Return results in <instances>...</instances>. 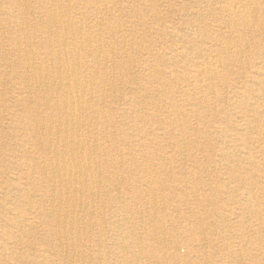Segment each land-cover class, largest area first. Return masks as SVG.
<instances>
[{
  "label": "rangeland",
  "instance_id": "obj_1",
  "mask_svg": "<svg viewBox=\"0 0 264 264\" xmlns=\"http://www.w3.org/2000/svg\"><path fill=\"white\" fill-rule=\"evenodd\" d=\"M22 2V0H0V144L2 146L0 147V164L2 165H0V199L4 197L7 198L9 195L7 194L5 196L4 192H6V190L3 187L8 185V181L11 182V180L15 179V176L21 178L20 182L18 183L23 187H30V184H32L31 180L26 179L27 176L25 170L23 172L22 167L20 168L18 165L11 163L10 161H12V159L10 156H7L11 155L12 157H15V154H18L19 150L23 149L21 147L22 142L28 138V136L25 134V130L23 129V119L14 121L13 115L11 113H14L20 117L21 114L23 115V110L26 107V103L28 104L30 102L31 104H34V102L31 101L27 102L18 100V102H16V97L18 96L19 92V89L16 87V83L18 82L17 74L23 73V70L20 66L19 60H17L18 57L13 54V49L15 48L16 40L20 36H24L27 32L30 35L35 34V36H39L41 38L44 36L42 32L40 33L39 31L41 28L39 26L42 22V19L38 18L39 14H35V12H40V14L43 15V12L46 11L47 8L49 9L51 4L54 3L53 0H29L27 3L28 11H23L19 6V4ZM25 3L26 1L24 4ZM225 3L230 5V7H227ZM77 4H80V6L83 8V11L85 12L86 16L83 17L84 26L88 32L94 33V29L97 28L98 23H100V21L102 23V25L99 26V28L102 30V36L99 40H94L90 46L86 47L85 51L79 50L80 58L85 55V57L88 58V62L93 60V57L89 56V47L101 46L103 52L106 50L105 52L107 53L104 52V55L100 60L104 62L107 59L105 55L110 54L111 57L115 58L114 62L116 61L112 68L111 65L107 69L106 75L108 80L101 76L99 81L96 83V86L90 84L91 88H96L97 92L100 91L105 96L102 101H96V108L102 109V112H105L108 116H110V118L113 117V119L116 121L115 126L128 130L131 129L129 127L133 126L135 121L143 117L147 120L150 119L149 123H153L156 119L168 118L170 114L168 111H166L167 109L163 108L160 114L158 111L148 110L147 107L148 104L158 101H160L162 107H164L165 103L163 100L166 96H168V93L170 94L169 90H172V94H175L176 96L180 95L184 98H188V95H191L192 99L196 101L198 100L197 102H200V105L190 108L189 106L186 107L185 105L181 106L180 103L176 104L178 106L179 112L181 114H183V112H188V115L191 119L192 129L190 127L187 128L189 131L187 135L191 136L188 138L187 143H194L196 145L193 146L191 144L185 148V154L187 158L188 156L190 157V160L193 161L195 159L198 162L197 165H194L192 161L187 159L186 161L180 160L176 163L163 162V164L158 165L155 164L157 161L153 158L152 160L151 158H146V162L144 164L148 166L153 165L154 168L158 170V174L155 179L157 184L155 187V192L151 193L147 187L141 185L139 177L136 176L137 173H135L136 175L133 174L131 182H133L134 185L138 186L139 188L135 189L133 193L130 194H120V196H124L121 201L123 204L120 201H113L106 204V202L109 201L108 196H103L102 198L99 196L96 198V213L93 214V219L91 221L94 222L93 225L96 229V235L101 232V238L99 240L96 239V246L102 243L107 247H102L107 251V256L104 258L102 264H156V253L161 256L166 255L168 257V264H220L218 262L220 260L224 261V264H261L264 262V241H260L258 234L251 237L253 240L250 238V243H247L246 241L244 242L243 240L241 241L237 237L238 232H240L242 229V227H239L240 223L246 222L247 224L248 219H251V222L257 224V217L253 216L247 219L244 213L243 215L237 214L235 216L225 215L226 208H230V206L235 208L244 206L245 204L242 201H238L236 196L237 191L235 188H237L239 183H237L238 181L231 177L232 173L230 168L233 167L234 170L240 169L242 174L239 175L238 173L239 177L247 180L250 177L248 174L246 175V172L248 171V163L246 160L240 159V161L232 162L231 164L224 163L221 165L222 167L215 166V162H213L210 157L213 154L210 143H213V141H216V139H214L215 136L206 131V124L214 123H223V126L226 128L229 127L228 130H231L230 128L235 129L239 123L238 116L246 114L241 109L232 108V104L234 102L231 100L232 98L229 100L225 98L227 96V91H230L231 88L237 87L240 89H245L247 87V96L250 105L255 109L257 108V110L264 108V93L261 91L262 87L260 86V83H258L256 80L258 74L264 72V31L257 27L258 24H261L264 21L262 18L264 15V0H72L70 5L72 7H76ZM104 4L107 8L104 6ZM7 7H10V10L18 12V18L11 20L4 19L5 16L3 17L1 14L3 11L7 10L5 9ZM105 8L106 11L104 12ZM230 8L233 10L232 18L234 26L232 25V28H227L226 20H228L227 16H229ZM102 11L104 14L100 15L99 13H102ZM24 13L29 14L25 15ZM75 13L76 11L71 14V19L77 18V14ZM245 13L249 15L248 19L250 21L248 24H246L243 20L245 19L243 17ZM255 13L257 14L255 15ZM25 16H28L29 22L30 19H33V21H31V26L28 31H20L18 26H20V23H22ZM118 25L122 26L123 31L114 34L112 32V28H117ZM189 27L192 29L191 35H189L187 32ZM224 28L227 29L225 30ZM157 29L160 30L157 31ZM172 30L173 33L171 32ZM120 34L122 35L118 36ZM172 35H174V37ZM240 39L241 42L246 41V43L238 50V48L235 47V43L238 40L240 41ZM109 46L112 49L109 48ZM37 48H39L40 53H43L41 45H37ZM176 50H184L186 52V58L182 59L178 54H176ZM171 52L174 54H171ZM118 56L120 58H118ZM175 56H177V58H175ZM71 58H73V56ZM146 63L156 65L160 69H164L166 66H173L176 67L175 70L177 73L173 78H168L167 80L165 78L162 79L161 77V79L159 78L160 80L156 79L157 81H152L151 77L156 71L155 69L152 68L147 72L141 71V73L135 67L138 65L145 66ZM202 63L210 64L209 68L208 65H206V68H208L207 75V70L200 67V64ZM188 69H195L197 71L199 70L200 78L210 75V78L212 79L214 76L217 77V74H222L223 76L227 75L230 83L223 84V81H216L214 84L215 89H211L210 91L208 90V86H210L211 82L208 78H205V81L200 88L202 90L191 88L192 91L190 94L186 92H180L178 89L180 87L179 80L186 76ZM141 78H143V80ZM126 94L128 97L133 99L135 97L141 98L142 96L146 95V100L141 101L135 112L129 110L128 113H126L128 115L125 118L118 117V115L115 113L111 114L107 106L111 102L122 103ZM28 95L29 91L25 90V94L21 97L22 99H30L31 97ZM257 95L260 96V99H256ZM199 98H201L202 102ZM54 100H59L57 95L54 96ZM234 100L235 102L239 101V99ZM257 100L260 108L255 104ZM198 109L204 112L205 118L204 121L202 120L199 124H195V121H192V111H198ZM249 114L252 115L253 113L250 112ZM49 115L50 114H46V116ZM183 119L186 121L188 117H183ZM257 123H262L264 125V120L259 119L257 120ZM92 125L93 129L91 130V133L94 137H96V142L98 144L100 143L99 146H101V148L107 146L108 154H110L109 148L111 145L116 147L119 145L118 137L107 139L103 133H100L102 130L101 124L93 122ZM205 131L207 132L208 136H199L197 134L198 132ZM173 137V135L165 137L161 140V144L163 145V151H167L172 156H177L176 161H178L180 157L178 156L177 152H179L178 150L180 148L174 145ZM147 138L150 139V137ZM109 139L110 142L108 143L107 140L109 141ZM221 145L222 141L220 143V146ZM247 145L253 151H259V149L254 150L253 148H255V146L249 141ZM5 147L6 149H4ZM261 147L264 148V146ZM27 148L29 152L32 151L31 144H28ZM262 151L264 152V150ZM97 156L98 157L96 160L99 164L98 168H101L104 177L109 176L111 172L105 165V160L107 159L106 154L101 153ZM183 162L186 163V165ZM229 165L231 167H229ZM256 170L262 171L264 174V161L263 164L258 163L256 165ZM169 174L171 178L169 177ZM128 176V173L120 176L122 179L121 183H123V189L128 187L129 183L126 181ZM30 177L32 178L34 175H31ZM124 177L126 178L125 180ZM13 182L17 181L13 180ZM176 187L178 189L174 190ZM180 187L184 188L181 189ZM227 189L230 191L229 194H226ZM257 196L259 200L256 202V207L258 210L263 209L264 180H262V183L259 185ZM153 197L155 198L153 199ZM9 198L10 199L7 198L6 202H4L2 199L1 201L3 203H0V230L2 228H6L7 230L15 233L16 230L13 228H8L5 218L2 216V213H4L3 206L6 205L7 208L12 207V203H14L16 195L11 193ZM33 199L36 203L35 206L37 209L41 208V206H43V209L47 208L48 203L44 204L41 198L37 197ZM148 199L150 204L147 205ZM154 202L156 204L155 207L152 206V203ZM82 207L84 206H80L79 209L81 210ZM120 208L124 209V211H119L118 209ZM223 215L227 217L224 220L221 219ZM41 218L42 217H39L37 219V223L32 229V234H27L25 240L19 241L15 245H11L9 252L0 254V264H40L41 257L39 250H47V255L54 254V239H56V236L52 230H49L51 229V224H44V221L42 222ZM201 221L208 229V236H206L207 240L205 239V241L203 239L205 236L202 234L201 230H199ZM84 224H86L85 221L83 222V225ZM115 229L130 235V239L126 240L125 242L117 241L114 233ZM25 232L29 233L30 231L26 228ZM222 234L224 238H222L223 236L220 237ZM137 235L148 239L147 244L142 246L143 256H136L134 253L132 254L131 251H126L127 254L122 257V259L119 257V259H116V254H114V252L120 253L121 256V252L125 247L124 244L129 245L130 243V245H132L134 242L132 239H134ZM184 239L188 240L189 243L193 245L192 253H189L186 248H181L178 251L179 259H170L171 255L177 252L176 248H172L173 242L179 240L185 241ZM214 242L217 245L220 244L221 246H223L225 242L230 246L240 247L243 252L242 261L237 262L231 260V257L226 254L227 250L225 247H221L220 250L211 247L210 243ZM111 243L113 244L112 251L110 250ZM76 245L79 244L77 243ZM101 246L102 245H100V248ZM69 252H66L67 254L63 253V257L60 256V259L57 258L56 264H89L84 255L77 257ZM259 253L262 254V256ZM204 254L207 255L205 256ZM83 257L86 260L83 259ZM139 257L142 258L140 259ZM96 264L100 263H98L96 260Z\"/></svg>",
  "mask_w": 264,
  "mask_h": 264
},
{
  "label": "bare ground",
  "instance_id": "obj_2",
  "mask_svg": "<svg viewBox=\"0 0 264 264\" xmlns=\"http://www.w3.org/2000/svg\"><path fill=\"white\" fill-rule=\"evenodd\" d=\"M22 1H23L21 3L22 5L19 4L20 9H22L23 11H28L27 3L29 2V0H22ZM25 1L26 3L24 4ZM71 1L72 0H53L54 3L51 4L52 7L50 6L49 9L47 8L46 11L43 12V15L40 14V12H35V14H39V17L38 16L37 17L42 19V22L40 23L39 26L41 28L39 31L40 33L42 32V34L44 35L43 37L45 38L35 36L34 33H33L34 35H30L27 32L24 36H20L16 40L15 48L13 49V54L18 57L17 60H19L20 66L23 70V73L17 74L18 82L16 83V87L19 89V92H18V96L16 97L17 99L16 102H18V100L27 101V102L31 101L34 102V104H31L30 102H29L30 104L26 103V107L23 110V115L21 114L20 117H18L14 113H11L13 115L14 121L23 119L24 122L23 129L25 130V134L26 136H28V138L22 142L21 147L23 149L19 150V153L18 154L16 153L15 157H12L11 155H7V156H10V158L12 159L13 162L10 161L11 163H13L14 165H18L20 168L22 167L23 172L25 170L27 176L26 179L31 180L32 184H30V187L27 186L23 187L18 183L20 182L21 178L15 176L14 177L15 179L13 180H16L17 182H13V180H11V182L8 181L7 182L8 185L3 187L6 190V192H4L5 196L9 194L7 196L8 199H10L9 196L11 193L16 195L14 203H12V207L7 208L4 203L5 205L3 206L4 213H2L3 214L2 216L3 218H5L8 228H13L16 231L15 233H13L12 231L7 230L6 228H2L0 230V254H5L9 252L11 245H15L19 241L25 240L27 234H32L33 233L32 229L37 223V219L39 217H42L41 219L42 222L44 221V224L46 223L51 224L50 225L51 229L49 230H52L54 232L56 239H54L55 252L53 255H47L46 254V252H48L47 250H43V249L39 250L41 257L40 264H56V259L57 258L60 259L61 258L60 256L63 257V253L69 251L71 252V254L77 257L84 255L88 260L89 264H96V260L98 261V263L102 264L104 258L107 256V251L104 250L102 247L104 248L107 247L102 243L96 246V241L101 238V232H99L98 235H96V229L94 228L93 225L94 222L91 221L93 219V214L96 213V198L99 196H101L100 198H102L103 196H108L109 201L106 202V204L111 203L113 201L121 202L124 196H120V194L122 195L130 194L133 193L135 189L139 188L138 186L134 185L133 182H131V178L135 173H137V175L136 174L135 175L139 177V181L141 182V185L147 187V189L151 193L155 192L156 190L155 187L157 185L155 179L157 177L158 170L154 168L153 165L152 166L145 165L144 163L146 162V158H151V160L153 158L154 160L157 161L155 164L158 165L163 164V162L176 163L179 162L180 160L186 161V159L192 161L189 159L190 157L188 156L187 158L185 154V148H187L189 145L192 144V143L191 144L187 143L188 138L191 136V135L189 136L187 135L189 133L187 128L190 127L192 129L191 119L188 115V112H183V114H181L176 104L180 103L181 106L185 105L186 107L189 106V108L195 107L196 105H200V102H197L198 100L196 101L192 99L191 95H188V98H184L183 96L180 95L176 96L175 94H172V90H169L170 94L168 93L167 94L168 96H166L163 100V102L165 103L164 107H162L160 101L150 103L148 104L147 107L148 110L158 111L160 114L163 108L167 109L166 111H168V113L170 114L168 118L165 117L166 119H156L153 123H149L150 119L147 120L146 118L143 117L135 121L133 123V126L129 127L132 130L131 129L125 130L121 127L115 126L116 121L115 119H113V117L110 118V116H108L105 112H102V109L96 108V104H97L96 101L99 100L102 101V99H104L105 96L100 91L97 92L96 88H91L90 86V84L96 86V83L99 81L101 76H103L104 79L108 80L106 72L111 65H112L111 68L115 65L116 62V61L114 62L115 58L111 57L110 54H107L105 55L107 59L104 62H102L100 59L103 57L104 52L106 50L103 52L101 46L99 47L98 45H97L98 47L96 46L89 47L90 49L89 56H92L93 60L88 62V58H86L85 55H83V57L80 58L79 50L85 51L86 47L90 46V44L93 43L94 40L95 41H97L96 39L99 40L100 37L102 36V30L99 28V26L102 25V23L101 21L100 23H98L97 28L94 29V33L88 32L84 26L83 17H85L86 15L85 12L83 11V8L80 6V4H77L76 7L75 6L72 7L70 5ZM226 3L225 5L227 7H230V5H227ZM10 7L5 8L7 10L3 11L1 15L3 17L5 16L4 19L11 20L14 18H18L19 16L18 12L10 10L9 9ZM106 8L104 12L106 11ZM75 11H76L75 14H77V18L71 19V14ZM229 11H230L229 16H227L226 14L228 18V20H226L227 21L226 25L227 28H232L233 10L230 8ZM24 14L27 15L29 13H24ZM99 14L102 15L104 13L102 11V13L100 12ZM256 14L257 13H255V15ZM243 17L245 18L243 19L244 22L248 24L250 21L248 19L249 15L245 13ZM262 18L264 19V15L262 16ZM31 21H33V19H30L29 22L28 16H25L22 23H20V26H18L19 30L28 31V29L31 26ZM257 27H259L261 30L264 31V21L261 24H258ZM159 30L160 29H157V31ZM122 31L123 28L122 26L119 25L117 28L116 27L112 28V32L114 34L120 33ZM171 32L173 33V30ZM187 32L189 33V35H191L192 29L189 27L187 29ZM121 35L122 34L118 36ZM172 36L174 37V35ZM245 43L246 41L241 42L240 39V41L238 40L235 43V47H237L239 50L245 45ZM37 45H41V48L43 49V53L42 52L40 53V50L39 48H37ZM109 48L111 47L109 46ZM175 52L182 59L186 58L185 57L186 52L184 50L182 51L176 50ZM171 54L174 53L171 52ZM72 56L73 58H71ZM177 56H175V58H177ZM118 58L120 57L118 56ZM206 65H208V68L210 67V64L207 63L200 64V67L207 70L208 68H206ZM135 67L139 72L141 71L147 72L152 68L155 69L156 71L151 77L152 81H155L156 79L158 80L159 78L161 79V77L162 79L165 78L167 80L168 78H173L177 73V71L175 70L176 67L173 66L172 67L166 66L164 69H160L156 65H151L150 63H146L145 66L138 65ZM181 74L183 75L182 72ZM207 74H208V70L206 71V75ZM216 76L217 77L214 76L212 79L210 78V75L204 78L203 77L200 78L199 70L197 71L195 69H188L186 76L182 77V79L179 80L180 87L178 89L180 90V92H186L188 94H190V92L192 91L191 88H194L196 90L197 89L202 90L200 88L202 87L205 78H208L211 82L210 86H208V90L210 91L211 89L212 90L215 89L214 84L216 83V81L217 82L223 81V84L230 83L227 75L223 76L222 74H217ZM141 79L143 80V78ZM256 80L258 81V83H260V86L262 87L261 91H263L262 93H264V72L258 74ZM25 90L29 91V95L31 97V98L29 97L30 99L27 98L22 99L21 96L25 94ZM247 93H248L247 87L245 89L244 88L240 89L237 87L231 88L230 91H227L226 93L227 96L225 98H227L228 100L231 98H232L231 100H233L234 102H235L234 99H239V101L241 100L240 102L239 101H236L235 103L233 102L232 108L241 109L246 113L245 115L238 116L239 123L235 129L230 128L231 130H228L229 127L226 128L225 126H223L224 125L223 123L222 124L214 123V124H206L207 125L206 131L209 132L211 135L215 136L214 139H216V141L212 140L214 144L210 143V145L212 146L211 150H213V154L210 157L211 160L215 162L214 163L215 166H221L224 163L231 164L232 162L240 161V159L246 160L248 163V171L246 170L247 171L246 175L248 174L250 177L247 180L239 177V175L242 174L240 169L234 170L233 167L230 168L231 169L230 171L232 173V175L230 174L231 177L237 180L238 181L237 183H239L237 188H235V190L237 191L236 196L238 198V201L240 202L242 201L245 204L244 206H239L235 208L231 206L230 208L229 207L226 208L225 215L235 216L237 214L243 215L244 213L247 219L253 216L257 217L256 219V221H258L257 224H254V222H251V219H248L247 224L246 222H243L240 223L239 226L242 227V229L237 234L238 239L250 243V238L257 234L259 235L260 241L261 242L262 240L264 241V208L258 210L256 207V202L259 200L257 196V192L259 191V185L260 183H262V180H264V174L262 173V171L256 170V165L258 163L263 164L264 161V152L262 151L264 150V148L261 147L264 146V125L262 123H257V120L259 119L264 120V108L257 110V108L255 109L254 107H252L248 102ZM55 95L58 96L59 100L57 101L54 100ZM145 97L146 95L142 96L141 98L135 97L134 100L133 98L128 97V95L126 94L122 103L111 102L107 107L109 112H111V114L115 113L116 115H118V117L125 118L127 117L128 114L126 113H128L129 110L132 112L136 111L141 101L146 100ZM156 99H157V95H156ZM199 99L201 100V98ZM256 99H260V96L257 95ZM255 104L260 108L258 100L256 101ZM250 112L253 114L250 115L249 114ZM46 114H50V115L46 116ZM183 117H188V119L185 121ZM192 118H193L192 121H195V124H199L202 120L204 121L205 118L204 112L200 111L199 109L198 111H192ZM93 122L95 123L97 122L102 125L101 126L102 130L100 133H103V135L106 136L107 139L112 137L113 138L118 137L119 145L117 147L111 145V147L109 148L110 154H108L107 146L101 148V146H99L100 143L98 144L96 142V137L92 135L91 130L93 129V125H92ZM206 131L198 132L197 134L199 136L200 135L208 136ZM171 135L174 136L173 137L174 145L180 148L178 150L179 152H177L178 156L180 157L178 161H176L177 156H172L167 151H163V145L161 144L162 139ZM147 137H150V139H148ZM221 141H222V145L220 146ZM248 141L255 146V148H253L254 150L259 149V151H253L252 149H250L247 145ZM107 142L109 143L110 139L109 141L107 140ZM28 144L32 145V151L30 152L27 148ZM255 144L258 146H256ZM192 145L195 146L196 144L193 143ZM0 147H2L1 144ZM4 149H6V147ZM101 153L106 154L107 159L105 160L106 162L105 161L104 162L106 163L105 165L107 166V169L111 172L109 176L107 177L105 176L106 178L104 177L101 168H98L99 164L98 161L96 160V158L98 157L97 155H100ZM192 163H194V165L198 164V162L195 159L192 161ZM184 164L186 165V163ZM229 167L231 166L229 165ZM126 173L129 174L126 180L129 184L128 187L123 189V183H121L122 179L120 178V176H123ZM31 175H34V177L31 178L30 177ZM125 179L126 178L124 177V180ZM177 189H178L177 187L174 188V190ZM226 192H227L226 194H229L230 191H228L227 189ZM37 197L41 198L44 204L48 203L47 208L43 209V206L39 208L40 210L36 208L35 206L36 203L33 198H37ZM7 198L4 197L2 199L4 202H6ZM154 198L155 197H153V199ZM2 199H0V203H3L1 201ZM149 202L150 201L148 199L147 205L150 204ZM155 202L152 203L153 207L156 206ZM80 206H84V207H82V209L80 210L79 209ZM118 210L124 211V209L121 208ZM225 215L221 217L222 220L227 218ZM84 221L86 222V224L83 225ZM25 227L30 231L29 233L25 232L26 229ZM199 230H201L202 234L205 236L203 238L204 241L205 239L207 240L206 236H208V229L206 226H204V223L202 221L200 222ZM114 233L117 241L125 242L126 240L130 239V235L120 232L116 229L114 230ZM222 236L223 234L220 237ZM222 238H224V236ZM132 240H134L132 245H130L129 243V245L124 244L125 247L122 246L124 247V249L122 250V252L120 251L121 256L120 253L114 252V254H116V259L119 258L122 259V257H124L127 254L126 251H131V253L132 254L134 253L136 256H143L142 246L147 244L148 239L137 235ZM76 242L79 245H76L77 244ZM105 242H110V241H105ZM100 245H102L101 248ZM210 245L211 247L217 250H220L221 247L223 248L225 247L227 250L226 254L229 257H231V260L233 261L240 262L243 259L242 258L243 252L240 249V247H233L225 242L223 246H221L220 244L217 245L215 242L210 243ZM112 246L113 244L111 243L110 244L111 251L113 249ZM172 248L177 249V252L175 254H172L170 257V259L173 260H176L177 258L179 259L178 251L181 248H186L189 253H192L193 251V245L190 244L188 240L175 241L173 242ZM260 255L262 256V254ZM155 258L157 259L156 264H163V263L168 264V257L166 255L161 256L156 253ZM83 259L85 258L83 257ZM218 262L220 264H224V261L220 260ZM70 264H74V263H70Z\"/></svg>",
  "mask_w": 264,
  "mask_h": 264
}]
</instances>
